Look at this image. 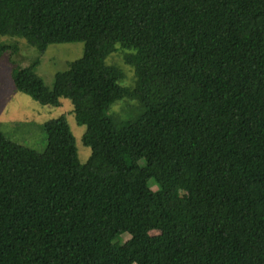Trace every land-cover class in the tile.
Here are the masks:
<instances>
[{
  "label": "trees",
  "instance_id": "trees-1",
  "mask_svg": "<svg viewBox=\"0 0 264 264\" xmlns=\"http://www.w3.org/2000/svg\"><path fill=\"white\" fill-rule=\"evenodd\" d=\"M0 36L83 43L52 88L39 58L14 85L93 101L74 110L85 163L65 115L44 153L0 131V264H264V0H0Z\"/></svg>",
  "mask_w": 264,
  "mask_h": 264
},
{
  "label": "rangeland",
  "instance_id": "rangeland-1",
  "mask_svg": "<svg viewBox=\"0 0 264 264\" xmlns=\"http://www.w3.org/2000/svg\"><path fill=\"white\" fill-rule=\"evenodd\" d=\"M0 41L10 45L18 44L20 47L17 55L13 56L7 52L0 58V131L13 142L38 153H44L47 147L45 122L65 115L76 138L80 161L85 163L91 155V150L83 145L82 138L86 127L77 124L74 110L76 108L92 109V98L84 97L76 101L62 99L59 107L44 106L17 91L13 79V63L25 67L39 58L40 63L35 73L43 79L47 87L52 88L56 73L68 70L72 62L83 56L84 44H53L44 54L40 55L37 49L24 39L0 36ZM127 53L128 51L121 49L118 45L116 51L107 59L108 64H114L127 77V80L124 79L120 84L122 87L129 83L134 71L132 67L123 62V57ZM111 98L109 104L111 113L122 120L136 116L135 110L126 109V99L115 94ZM127 239V236L123 237V241Z\"/></svg>",
  "mask_w": 264,
  "mask_h": 264
}]
</instances>
